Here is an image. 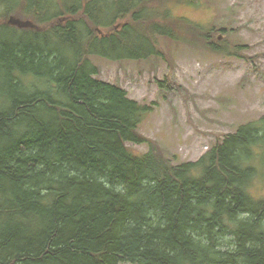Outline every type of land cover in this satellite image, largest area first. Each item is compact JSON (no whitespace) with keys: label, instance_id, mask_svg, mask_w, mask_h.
Instances as JSON below:
<instances>
[{"label":"trees","instance_id":"obj_1","mask_svg":"<svg viewBox=\"0 0 264 264\" xmlns=\"http://www.w3.org/2000/svg\"><path fill=\"white\" fill-rule=\"evenodd\" d=\"M160 2L20 0L36 28L0 24V264H264V116L176 165L139 132L151 108L96 78L157 36L225 51Z\"/></svg>","mask_w":264,"mask_h":264},{"label":"rangeland","instance_id":"obj_2","mask_svg":"<svg viewBox=\"0 0 264 264\" xmlns=\"http://www.w3.org/2000/svg\"><path fill=\"white\" fill-rule=\"evenodd\" d=\"M166 1L174 18L224 29L216 32L215 41L225 51L208 50L197 36L195 45L157 36L159 57L92 61L99 67L97 79L121 87L130 99L151 108L139 127L147 140L173 164L195 163L226 135L264 116V0H191V5ZM23 5L0 0V24L7 25L11 16L32 21ZM149 8L164 9L165 4L153 0ZM168 81L173 90L160 87ZM129 147L138 153L150 150L148 143ZM254 192L264 195L262 181Z\"/></svg>","mask_w":264,"mask_h":264},{"label":"water","instance_id":"obj_3","mask_svg":"<svg viewBox=\"0 0 264 264\" xmlns=\"http://www.w3.org/2000/svg\"><path fill=\"white\" fill-rule=\"evenodd\" d=\"M9 25H13L16 26L19 29H33L36 28V25L30 21V20H21L16 16H11L9 21H8Z\"/></svg>","mask_w":264,"mask_h":264}]
</instances>
